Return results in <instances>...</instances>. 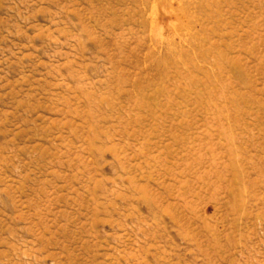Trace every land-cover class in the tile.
<instances>
[{
	"label": "rangeland",
	"instance_id": "rangeland-1",
	"mask_svg": "<svg viewBox=\"0 0 264 264\" xmlns=\"http://www.w3.org/2000/svg\"><path fill=\"white\" fill-rule=\"evenodd\" d=\"M0 264H264V0H0Z\"/></svg>",
	"mask_w": 264,
	"mask_h": 264
}]
</instances>
